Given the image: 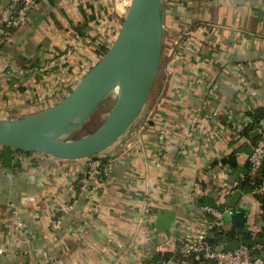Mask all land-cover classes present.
Wrapping results in <instances>:
<instances>
[{
  "label": "crops",
  "instance_id": "obj_1",
  "mask_svg": "<svg viewBox=\"0 0 264 264\" xmlns=\"http://www.w3.org/2000/svg\"><path fill=\"white\" fill-rule=\"evenodd\" d=\"M10 3L0 0V33ZM129 3L37 0L0 46V119L64 98L112 45ZM163 23L156 83L132 129L95 158L103 175L90 176L88 159L16 153L0 164V264H151L192 234L195 196L222 208L237 190L244 229L260 231L257 200L236 184L264 133V0H166ZM232 153L236 170L221 163ZM165 210L174 225L160 232Z\"/></svg>",
  "mask_w": 264,
  "mask_h": 264
},
{
  "label": "water",
  "instance_id": "obj_2",
  "mask_svg": "<svg viewBox=\"0 0 264 264\" xmlns=\"http://www.w3.org/2000/svg\"><path fill=\"white\" fill-rule=\"evenodd\" d=\"M166 0H130L112 45L56 104L39 112L0 119V147L57 160L95 159L113 148L140 118L156 83L163 49ZM109 97L113 105L102 124L77 139L65 136L79 129ZM242 192L227 205L224 222L244 229L247 215L238 210ZM174 225V211L155 220L158 231ZM222 248H219V250Z\"/></svg>",
  "mask_w": 264,
  "mask_h": 264
},
{
  "label": "built area",
  "instance_id": "obj_3",
  "mask_svg": "<svg viewBox=\"0 0 264 264\" xmlns=\"http://www.w3.org/2000/svg\"><path fill=\"white\" fill-rule=\"evenodd\" d=\"M36 2L37 0H11L8 13L3 18L4 25L8 30L0 37V46L11 40L12 30H17L27 23L28 16ZM91 68L86 69L84 74ZM88 160H90V176L100 177L107 171L106 167H101L100 160ZM247 163L249 176H255L264 166V133L253 147L247 158ZM250 195L255 199L257 195H264V180L250 191ZM197 200L198 197L195 196L194 209L196 211L193 214L196 220L195 225H192V234L182 237L181 242L169 257L157 258L151 264H264V243H256L251 246L240 244L234 249L222 248L220 250L211 244L208 236L212 230L228 231L231 228V225L225 223L223 218L225 214L230 213L231 209L226 203L222 208H218L200 204ZM258 205L260 207L259 202ZM237 209H241L239 205Z\"/></svg>",
  "mask_w": 264,
  "mask_h": 264
},
{
  "label": "trees",
  "instance_id": "obj_4",
  "mask_svg": "<svg viewBox=\"0 0 264 264\" xmlns=\"http://www.w3.org/2000/svg\"><path fill=\"white\" fill-rule=\"evenodd\" d=\"M7 30L8 28L5 25H3V32L0 33V37ZM15 31L16 30L14 31L12 30V35ZM251 116L253 117L254 122L252 126L249 127L253 128L256 127V125H258L259 120L261 119V117H263V114L259 112L252 114ZM247 129L244 130L243 133L245 134V136H247L250 139V133H248ZM252 142L254 143L255 139H252ZM16 153L27 157L33 155L31 153L26 154L22 152L13 151L8 148H2L0 152V164L2 166H11V163L15 157L14 155ZM221 163L224 165L226 164L229 165L234 170L237 169L236 156L234 153L230 154L226 159H223ZM263 180H264V166L259 170V172L255 176H249L248 163H247V169L243 171L242 177L238 178V183L236 187L244 192H248L251 191L256 185L261 183ZM256 199L260 203L261 218H262V224L260 226L259 232L253 233V231H250L248 229H238L235 226H232L228 231L212 230L208 236L210 243L216 247L223 245L225 249H234L240 244H247L251 246L256 243H264V195H257ZM163 256L164 255H162V257ZM167 257L168 256H164V258Z\"/></svg>",
  "mask_w": 264,
  "mask_h": 264
},
{
  "label": "rangeland",
  "instance_id": "obj_5",
  "mask_svg": "<svg viewBox=\"0 0 264 264\" xmlns=\"http://www.w3.org/2000/svg\"><path fill=\"white\" fill-rule=\"evenodd\" d=\"M114 102L113 97H109L106 102L77 130L67 134L65 139H77L88 135L96 130L104 121L107 113Z\"/></svg>",
  "mask_w": 264,
  "mask_h": 264
}]
</instances>
